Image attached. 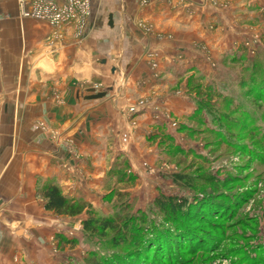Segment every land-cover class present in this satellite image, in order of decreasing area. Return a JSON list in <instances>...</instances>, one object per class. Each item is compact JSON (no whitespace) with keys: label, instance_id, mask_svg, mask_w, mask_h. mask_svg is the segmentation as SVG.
Listing matches in <instances>:
<instances>
[{"label":"rangeland","instance_id":"374dc122","mask_svg":"<svg viewBox=\"0 0 264 264\" xmlns=\"http://www.w3.org/2000/svg\"><path fill=\"white\" fill-rule=\"evenodd\" d=\"M152 1L185 5L141 0V8ZM222 2L208 0L215 9ZM253 5L225 13L230 25L220 22L218 9L210 13L208 30L223 33L224 43L196 47L193 59L167 44L162 48L178 55L156 64L146 49L154 70L149 84L160 89L157 95L132 89L127 109L133 130L138 119L143 130L133 132L129 152L128 146L116 151L113 136L101 141L107 169L99 203L80 198L98 215L127 219L134 231L128 242L116 247L112 233L83 232L85 213L56 216L59 230L41 245L48 248L46 261L32 250L30 264H86L94 255L107 264H264V9ZM141 23L145 36L155 32L152 23ZM84 29L77 35L92 30ZM119 84L100 81L96 87L107 98H120L119 91L113 94ZM154 106L158 117L150 119ZM146 226L152 231L142 239L137 230ZM181 226L187 235L166 233ZM13 258L26 264L19 251Z\"/></svg>","mask_w":264,"mask_h":264},{"label":"crops","instance_id":"0c3cea01","mask_svg":"<svg viewBox=\"0 0 264 264\" xmlns=\"http://www.w3.org/2000/svg\"><path fill=\"white\" fill-rule=\"evenodd\" d=\"M140 1L90 0L82 27L54 29L23 18L16 0H0V264H16L18 251L26 264L32 250L46 259L48 248L41 245L61 223L44 209L36 193L39 183L55 181L65 195L99 203L97 189L107 169L100 143L113 136L114 149L120 151L133 141V132L143 130L140 119L135 130L130 126L129 92L157 95L160 86L149 84L154 75L150 59L161 64L178 55L163 45L183 49L193 59L196 47L209 46L210 40L224 43L223 33L208 30L214 10L220 22L230 25L225 13H244L251 3L264 9V0H223L217 9L208 0H184L182 8L152 1L145 9ZM141 22L152 23L155 32L145 36ZM84 28L92 30L77 35ZM100 81L120 83L113 94L123 96L86 99L89 89L100 92ZM156 108H149L150 119L158 117Z\"/></svg>","mask_w":264,"mask_h":264},{"label":"trees","instance_id":"16d2710c","mask_svg":"<svg viewBox=\"0 0 264 264\" xmlns=\"http://www.w3.org/2000/svg\"><path fill=\"white\" fill-rule=\"evenodd\" d=\"M255 67L257 66H254V73ZM122 179L123 178L120 177V181H122ZM36 193L37 196L42 199L44 209L46 211L52 212L57 216L75 217L85 213L87 217L86 219L82 220L83 232L90 235H98L100 237H105L107 233H112L115 236H113V242L114 246L116 247L127 243L128 239H130L134 234L133 226H131L127 219H124L123 217H121V215L101 216L96 214L91 209V206L84 200L74 199L65 195L62 191V188L55 181L47 180L43 183H39ZM214 203L215 202H213V204ZM171 215L173 216V214ZM182 216L184 219H187L188 213L186 214L185 212ZM173 221L175 222V218ZM148 226H146V228L143 230H137L139 234L141 233L142 239L150 235V232L152 231L151 230L149 232L148 229H150L151 226ZM182 227L184 226H181L180 228L175 227L173 230H168L166 233L177 235V233L181 232L184 233L183 235H187L188 230ZM160 249L161 252L165 251L164 248ZM86 264H107V261L99 260V258H96V256L94 255L90 258H87Z\"/></svg>","mask_w":264,"mask_h":264},{"label":"built area","instance_id":"2783aa9c","mask_svg":"<svg viewBox=\"0 0 264 264\" xmlns=\"http://www.w3.org/2000/svg\"><path fill=\"white\" fill-rule=\"evenodd\" d=\"M23 18L48 23L54 29L83 26L90 15V0H16Z\"/></svg>","mask_w":264,"mask_h":264},{"label":"water","instance_id":"95a60500","mask_svg":"<svg viewBox=\"0 0 264 264\" xmlns=\"http://www.w3.org/2000/svg\"><path fill=\"white\" fill-rule=\"evenodd\" d=\"M113 24V18H112V15L109 17V25L112 26ZM88 92L90 93V95H88L86 97V99L88 100H92V99H101V98H104L106 97V94L107 92L106 91H103V92H95V89L94 88H91L88 90Z\"/></svg>","mask_w":264,"mask_h":264}]
</instances>
